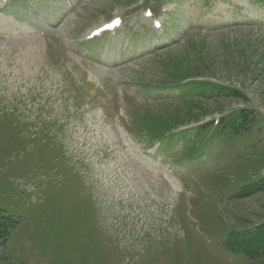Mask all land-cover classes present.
<instances>
[{"label": "rangeland", "instance_id": "1", "mask_svg": "<svg viewBox=\"0 0 264 264\" xmlns=\"http://www.w3.org/2000/svg\"><path fill=\"white\" fill-rule=\"evenodd\" d=\"M263 182L264 0H0V264H264Z\"/></svg>", "mask_w": 264, "mask_h": 264}, {"label": "trees", "instance_id": "2", "mask_svg": "<svg viewBox=\"0 0 264 264\" xmlns=\"http://www.w3.org/2000/svg\"><path fill=\"white\" fill-rule=\"evenodd\" d=\"M179 85V84H176ZM211 86H216L209 81L195 82L190 84L187 88H181L179 93H184L180 100H187L193 93H195L201 87H207L210 89ZM185 93H187L185 95ZM236 119V118H235ZM230 122L235 127L236 131L239 129V122ZM226 119H222L221 124L225 123ZM209 124L202 125L201 127L207 128ZM243 122L241 123V127ZM242 130V129H241ZM258 189L264 190V182L258 183V188H253L254 192ZM249 193L251 189L247 190ZM15 219L8 214L0 213V238L6 239L9 235L10 229L14 226ZM226 247L235 252H242L249 257H257L264 254V222L257 225L253 230H246L244 232L233 231L228 240L225 243Z\"/></svg>", "mask_w": 264, "mask_h": 264}]
</instances>
